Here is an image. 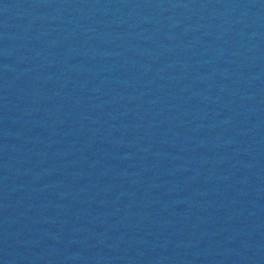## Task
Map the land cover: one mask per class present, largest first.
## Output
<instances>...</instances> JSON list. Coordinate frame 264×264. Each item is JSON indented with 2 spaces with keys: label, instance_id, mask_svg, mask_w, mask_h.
<instances>
[{
  "label": "water",
  "instance_id": "obj_1",
  "mask_svg": "<svg viewBox=\"0 0 264 264\" xmlns=\"http://www.w3.org/2000/svg\"><path fill=\"white\" fill-rule=\"evenodd\" d=\"M0 264H264V0H0Z\"/></svg>",
  "mask_w": 264,
  "mask_h": 264
}]
</instances>
